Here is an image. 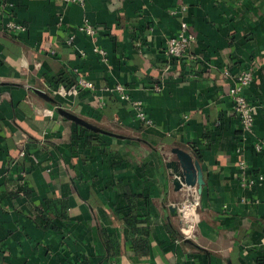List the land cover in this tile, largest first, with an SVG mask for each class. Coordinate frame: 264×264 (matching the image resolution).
I'll return each instance as SVG.
<instances>
[{
  "label": "crops",
  "instance_id": "obj_1",
  "mask_svg": "<svg viewBox=\"0 0 264 264\" xmlns=\"http://www.w3.org/2000/svg\"><path fill=\"white\" fill-rule=\"evenodd\" d=\"M8 18L26 31L5 33ZM181 22L193 35L192 58L163 74ZM84 23L107 63L78 31ZM247 69L255 138L243 140L228 87ZM79 77L94 89L73 96ZM116 83L141 102L150 126L108 92ZM63 112L96 129L118 126L125 138L96 137ZM256 139L264 141V0H0V264H264ZM175 147L191 153L204 179L199 221L185 240L169 211L182 197L165 170ZM244 176L254 188L239 185ZM127 195L139 221L132 226ZM37 209L47 229L35 223Z\"/></svg>",
  "mask_w": 264,
  "mask_h": 264
},
{
  "label": "built area",
  "instance_id": "obj_2",
  "mask_svg": "<svg viewBox=\"0 0 264 264\" xmlns=\"http://www.w3.org/2000/svg\"><path fill=\"white\" fill-rule=\"evenodd\" d=\"M61 3H71L78 4L80 6L84 5V0H57ZM184 10L185 8L182 7ZM3 30L7 34H17L23 33L26 31V27L20 23H17L12 18H8L7 22L4 25ZM78 31L84 33L88 37H90L92 43L95 42L96 39V30L89 23H84L83 25L78 27ZM72 37L67 38L66 44L72 45ZM193 41V35L188 30V26L186 22H181L179 24L178 33L167 40L164 56H165V65L163 68V74L168 72L172 65L177 61L183 59H190L192 55L190 54V44ZM93 52L99 57L100 61L103 63H107V54L106 52L100 48L97 44H93ZM50 55H54L53 51L49 52ZM75 73L79 71L75 69ZM253 78V73L250 69L241 71L237 76L230 77L231 84L228 87V97L232 103V110L234 115L238 119L241 138L246 140L248 137L255 138V134L253 131V112L252 108L247 102L246 98L243 95L244 88L251 83ZM162 83L158 86L154 87L155 91H160L162 89ZM94 85L91 81L85 79L84 77H79L77 82L70 88L69 93L73 96H77L82 90H93ZM60 89H58V92ZM109 93L114 94L117 99L125 104H128L132 110L136 120L139 121L143 126H150L152 124L151 119L147 116L146 112L143 109L141 102L131 99L127 93V88L120 84L116 83L114 86L107 89ZM105 106V101L100 100L97 103L98 109H103ZM254 149L257 152H260L264 149V141L263 140H255ZM26 155V150L23 148L19 156L24 157ZM238 168L240 171H245L246 166L243 161L238 163ZM24 177V176H23ZM259 179H262L261 176H258ZM239 185L245 189H252L255 186V179L251 177H242ZM182 193V197L175 204L178 212V217L180 223L182 225V238L181 240L189 239L194 231V228L199 221V213L198 206L200 200V192L197 189V186L193 187H184ZM185 227L188 228V231H185Z\"/></svg>",
  "mask_w": 264,
  "mask_h": 264
},
{
  "label": "water",
  "instance_id": "obj_3",
  "mask_svg": "<svg viewBox=\"0 0 264 264\" xmlns=\"http://www.w3.org/2000/svg\"><path fill=\"white\" fill-rule=\"evenodd\" d=\"M38 93L43 97H46L43 92L38 91ZM63 114L70 120L81 123L82 125L86 126L87 128L93 131L97 130L96 128L81 121L72 114L65 112H63ZM171 153L175 157L174 160L165 162V170L170 190L172 192H179L180 195H182V189L184 187L197 186L198 191L201 192V188L204 185V179L198 161L193 160L189 151H185L179 147L171 149ZM169 211L173 216H178L177 208L175 205H170Z\"/></svg>",
  "mask_w": 264,
  "mask_h": 264
},
{
  "label": "trees",
  "instance_id": "obj_4",
  "mask_svg": "<svg viewBox=\"0 0 264 264\" xmlns=\"http://www.w3.org/2000/svg\"><path fill=\"white\" fill-rule=\"evenodd\" d=\"M58 111H61V109H58ZM97 128L98 129L96 131L90 130L88 128H85V129L91 131L92 132L91 134H93L96 137H98L100 135H104V136H109V137H113V138H125L124 135H122L118 132V130H119L118 126L113 125V128H115L117 130L107 129V128H103V127H97ZM139 142L142 144L148 145L143 140H139ZM191 148H192V151L195 154V156L198 158V150L195 147H191ZM125 198H126V203L128 204V207L130 209V213H129V215H127V217L124 218V221L127 225L132 226L135 223L139 222L138 220H136L134 213H133L134 212L133 210L135 208V204H134L135 199L133 196H130V195H127ZM36 213L37 214H36L34 220H35V223L37 224V226H39L42 229H47L49 227L50 221L46 217L45 213L39 209H37ZM131 229H132V227H131ZM133 231H134V229H133ZM180 237H181V235H180Z\"/></svg>",
  "mask_w": 264,
  "mask_h": 264
},
{
  "label": "bare ground",
  "instance_id": "obj_5",
  "mask_svg": "<svg viewBox=\"0 0 264 264\" xmlns=\"http://www.w3.org/2000/svg\"><path fill=\"white\" fill-rule=\"evenodd\" d=\"M186 228V231H188V228L187 227H185Z\"/></svg>",
  "mask_w": 264,
  "mask_h": 264
}]
</instances>
